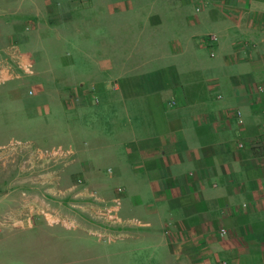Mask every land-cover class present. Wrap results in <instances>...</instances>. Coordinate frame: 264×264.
<instances>
[{
    "label": "crops",
    "instance_id": "crops-1",
    "mask_svg": "<svg viewBox=\"0 0 264 264\" xmlns=\"http://www.w3.org/2000/svg\"><path fill=\"white\" fill-rule=\"evenodd\" d=\"M201 1L0 0V72L14 99L28 78L43 128L12 149L29 157L0 183V247L33 235L25 264H264V0ZM31 200L76 228L30 219ZM99 229L121 244H64Z\"/></svg>",
    "mask_w": 264,
    "mask_h": 264
},
{
    "label": "rangeland",
    "instance_id": "rangeland-1",
    "mask_svg": "<svg viewBox=\"0 0 264 264\" xmlns=\"http://www.w3.org/2000/svg\"><path fill=\"white\" fill-rule=\"evenodd\" d=\"M195 9H196V6L194 8V12H195ZM137 17H138L137 13H133V15L131 16V21L135 22V18ZM213 48L214 46H212V49ZM212 53L216 55V52L214 49L211 51V55ZM45 63L46 62H43L42 60H40V58L39 60H36V64L34 66L33 72H42L44 69ZM56 63L59 64V62H56ZM86 63L87 62L79 61L78 67L81 68L83 72L92 71L94 67L91 66L87 68ZM115 63H116V71L118 72L119 67L121 66L122 62L116 61ZM19 72H21L22 76H30V74L26 73L22 69ZM76 72H81V71H76ZM8 79H9V76H8ZM8 79L4 84L0 85V107L6 110L2 112V114L0 112V142H7L14 138L19 139V141L18 140L15 141V144L13 147H11V149L0 151V165H1L0 171L2 170L1 175H3L0 177V183L5 184V185H8L9 183L11 184V181H16V180L18 181L26 177V173L24 171H23V174L19 172V176H18V172H17L18 164L17 163L20 161L22 162V160L24 159L28 160L29 153L27 154V152H22V154L18 155L17 152H15V150H12V149L18 148V147H24V149H29V143L24 140L29 139L34 134L43 132V128H41L36 123H30V120H29V115H31L32 109H33L31 105H33L36 100H39V97H35V95H33V93L30 94V92L31 91L35 92L36 90L33 89L31 86H29L30 83H27L28 78L26 79L25 77L24 81L19 86L20 88L19 91L14 95L16 97L14 99L9 94V90L11 88L13 89V84L7 83ZM17 143L21 144V146L17 145ZM9 144L10 143L8 144L0 143V147L1 146L9 147L11 146ZM4 192H6V190L0 188V193H4ZM24 193L27 194L26 191H24ZM54 201H56V203H59V199H56ZM36 203L38 205L37 200H36ZM63 204H61V206L59 204L55 206H50V205L49 206L51 209H55L59 211L61 214L65 215L64 213H66V208L63 207ZM61 231L62 229L58 230V232H61ZM63 234H66V237L68 236L70 240L69 243H64V244H69L71 246L72 245L83 246V248L85 249L88 247L91 250H102V249L112 250V249L117 248V246L121 244V242L120 243L99 242L98 239L88 237V236L80 237L76 239L75 236L79 234H75V233L68 232V231H65ZM33 240H34L33 235H30V236H25V237H19L15 239L14 241H10V242L4 241L0 247L1 252H4V253H0V254L3 255L2 257H4L6 261L11 262L12 264H25L24 261L19 259L18 257H21V255L24 254V251H23L24 249L26 250L28 246L35 244ZM13 251L16 253H13ZM29 261H33V260H29ZM28 263L29 262H27V264Z\"/></svg>",
    "mask_w": 264,
    "mask_h": 264
},
{
    "label": "built area",
    "instance_id": "built-area-1",
    "mask_svg": "<svg viewBox=\"0 0 264 264\" xmlns=\"http://www.w3.org/2000/svg\"><path fill=\"white\" fill-rule=\"evenodd\" d=\"M212 3V0H203L201 1L199 4L196 5V13H201L202 11L206 10L209 8V5ZM210 41H217V37L212 35L208 37ZM212 56H214V54H212ZM33 63L32 62H28V63H23L21 64V69L24 70L26 73L28 74H32L33 73ZM8 74L7 72H0V85L4 84L7 79H8ZM33 92L31 91L30 94H32ZM34 95V93H33ZM10 145V144H9ZM17 145L21 146V144L17 143ZM240 147H243V144L240 143L239 144ZM11 147H13V145L7 147V146H1L0 147V151L3 150H7V149H11ZM22 148V147H21ZM24 148V147H23ZM33 148L30 147L29 145V150L31 151ZM64 154V151L62 150H58V151H52V152H46L45 155L48 158H60L62 157V155ZM24 166H22L23 168ZM21 168V170H22ZM23 172V170H22ZM77 185L79 186H83L85 185V183L83 182L82 179L77 181ZM119 193H123L124 190L122 188L118 189ZM65 198V197H63ZM63 200V199H60ZM119 202H117V206L118 207ZM117 208L115 207H110V206H102L101 210L102 212H100V214L98 216H96L95 218L92 219V223H94V225L102 227V228H109L112 227L113 225H116L119 223L120 219L117 213ZM27 210L29 213V218L34 220L38 217L43 218L47 224L50 225H58V227H61V229L64 230H72L74 228H76V223L75 222H71L70 218H68L67 216L61 214L59 211L55 210V209H51L49 205H45V206H37L35 204L34 200H31V202L28 204L27 206ZM223 236L227 235V231L223 230L221 233ZM92 238L98 239L99 242H109L112 243L115 241V238H113L112 236H109L105 231L99 229V230H95L91 233Z\"/></svg>",
    "mask_w": 264,
    "mask_h": 264
}]
</instances>
